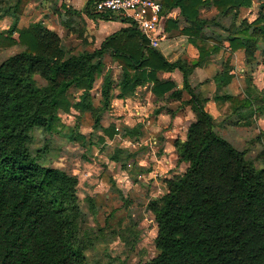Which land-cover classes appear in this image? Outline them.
Wrapping results in <instances>:
<instances>
[{
    "label": "trees",
    "instance_id": "obj_1",
    "mask_svg": "<svg viewBox=\"0 0 264 264\" xmlns=\"http://www.w3.org/2000/svg\"><path fill=\"white\" fill-rule=\"evenodd\" d=\"M20 1L0 0V18H13L8 35L0 33V48H22L0 63V264H85L86 245L79 238L82 210L77 177L42 165L39 160L46 150L32 153L31 132L35 128L51 130L59 111H67L72 104L71 89L80 92L77 107H90V90L102 77V108L96 109L95 117L98 125L113 94L110 70L104 71L107 53L120 67L117 98H126L138 86L151 83L153 91L179 100L181 91L159 77L160 72L178 69L182 89L189 94L185 103L195 115L185 139L174 140L178 160L186 163V170L168 180L167 191L147 204L157 226V253L137 264H264V167H255L244 151L215 130V118L204 108L207 98L188 81L200 63L169 62L133 23L107 36L92 51L66 52L61 37L46 26L31 23L16 28ZM249 4L250 0H163L160 21H165L167 33L174 24L164 15L179 6L184 19L195 24L181 33L197 46L202 25L209 22L199 17L201 8L215 7L224 18L232 14L225 36L228 46L231 51L244 50L245 63L250 64L258 43H264V13L251 23H238L237 11ZM69 9L64 12L81 15L79 10L70 13ZM83 11L92 19H121L111 12H94L92 2ZM62 24L68 33L74 30L68 19ZM14 31H18L16 38H12ZM197 48L201 59L219 49L218 43L210 51ZM228 71L215 75L217 86L228 83ZM257 98L243 99L234 108L239 119L254 112ZM109 132L112 136L116 130ZM122 154L126 158L132 155L117 148L110 159L122 162L120 168L124 169Z\"/></svg>",
    "mask_w": 264,
    "mask_h": 264
},
{
    "label": "rangeland",
    "instance_id": "obj_2",
    "mask_svg": "<svg viewBox=\"0 0 264 264\" xmlns=\"http://www.w3.org/2000/svg\"><path fill=\"white\" fill-rule=\"evenodd\" d=\"M67 5L70 13L75 9L81 15L66 14ZM202 9L205 20H209L202 25L203 37H199L197 46L185 38L188 49L178 48L180 60L191 64L195 59L200 63L201 69L196 68L188 80L195 91L216 100L218 134L244 151L246 159L255 167H264V43H258L254 60L246 64L244 50L231 51L225 37L232 14L224 18L213 7ZM263 13L264 0H250L248 6L237 11L236 21L251 23ZM12 19L0 18V33L8 35ZM63 19L70 21L74 32L68 33ZM31 23L54 30L61 37L64 50L73 54L96 49L105 35L98 34L99 22L85 14L82 7L64 0H21L16 28ZM17 36L18 31H14L12 38ZM216 43L218 51H210ZM198 46L210 51L203 59L199 57ZM21 49L19 45H4L0 48V63ZM104 63V71L110 70L113 80V94L99 115L98 125L95 126V117L96 109L102 108V77L90 90L88 100L92 107H77L80 92L69 90L72 103L69 109L59 111L50 131L33 129L30 149L33 154L37 149L46 150L39 160L42 165L64 169L77 177V196L82 210L79 238L86 245L85 264H137L157 253L154 243L157 226L147 204L167 191L168 180L186 170V163L178 160L174 140L185 139L195 115L185 103L189 94L182 89L180 72L159 73L163 81H171L181 91L179 100L153 91L151 83L138 86L133 94L122 99L116 97L120 89L115 86L120 67L109 53ZM227 70L231 76L228 83L217 86L216 73ZM254 96H258L252 105L254 112L239 119L234 108L241 100ZM250 107L242 109L247 111ZM113 129L116 132L110 136L109 131ZM117 148L132 154L127 158L122 154L121 159L126 160L124 169L120 168L122 162L110 159Z\"/></svg>",
    "mask_w": 264,
    "mask_h": 264
},
{
    "label": "crops",
    "instance_id": "obj_3",
    "mask_svg": "<svg viewBox=\"0 0 264 264\" xmlns=\"http://www.w3.org/2000/svg\"><path fill=\"white\" fill-rule=\"evenodd\" d=\"M94 1L95 0H64V2H67V3H69V4L73 5V6L74 5L75 6L79 5L80 8L82 7V9L86 5H90V2L94 3ZM157 1H159L162 4V1L163 0H157ZM68 7H69L68 5L65 6V8H68ZM203 8L205 10V9H210L212 7H210V8L203 7ZM213 8L215 9V7H213ZM202 11H203V9L201 8L200 13H199V17L201 19H206V17L202 15ZM216 13H217V11H216ZM115 15L119 16L121 19H119V18H117L115 20L94 19V20H96V21L99 22L98 23V26L100 27V29H98L99 30L98 34H100V35H104L105 34L104 37H102L101 42L107 36H109L110 34L116 32V31H118V30H120L122 28H127V27L131 26V24L133 23L130 20V18H128L126 16L119 15V14H115ZM164 18H165V20H171L174 25H172V28L167 33H165L164 32V29H165V21L164 20L163 21H160V22H163L164 23V27H163V30H162V34L159 36L158 45L156 46V48L162 53V55L169 62H174L176 60H180L181 59V57L179 55V54H181V52H178L177 51L178 48H181V50H183L186 47V49H188V43L184 42V39L185 38H187V40H188V35L181 33V30L184 29L187 26L190 27V28H193V27H195V24L188 23L184 19V17L182 16V12H181V9H180L179 6H175L172 9H170V11H168L164 15ZM157 32H158V29H157ZM201 33H202V30H201L199 36L197 37V40L199 39L200 36H201V39H202L203 36H202ZM244 57H245V54H244ZM194 61H195V59H194ZM187 63H190V62L187 60ZM196 68L201 69L200 66H196V67H194V69L191 72V74L195 71ZM175 70L178 71V72H180L178 69H175ZM181 77H182V74H181ZM203 96L207 98V101H206V103L204 105L205 110L209 114H211L213 116V118L217 117L218 111H216V100L213 99V98H209V97H207L205 95H203Z\"/></svg>",
    "mask_w": 264,
    "mask_h": 264
},
{
    "label": "built area",
    "instance_id": "obj_4",
    "mask_svg": "<svg viewBox=\"0 0 264 264\" xmlns=\"http://www.w3.org/2000/svg\"><path fill=\"white\" fill-rule=\"evenodd\" d=\"M161 9L157 0H95L93 3L94 12H111L130 18L152 47L158 45L156 33Z\"/></svg>",
    "mask_w": 264,
    "mask_h": 264
},
{
    "label": "water",
    "instance_id": "obj_5",
    "mask_svg": "<svg viewBox=\"0 0 264 264\" xmlns=\"http://www.w3.org/2000/svg\"><path fill=\"white\" fill-rule=\"evenodd\" d=\"M163 27H164V23L160 22V24L158 26V32H157L156 36H160L162 34Z\"/></svg>",
    "mask_w": 264,
    "mask_h": 264
}]
</instances>
